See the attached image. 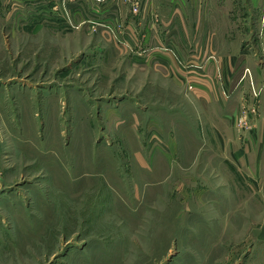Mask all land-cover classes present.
<instances>
[{"label":"rangeland","instance_id":"374dc122","mask_svg":"<svg viewBox=\"0 0 264 264\" xmlns=\"http://www.w3.org/2000/svg\"><path fill=\"white\" fill-rule=\"evenodd\" d=\"M158 2L0 0V110L13 131L28 125L2 161L8 194L51 204L16 264H241L264 248V0H218L199 34L183 18L196 46L177 48L176 66L222 61L201 46L213 28L232 55L205 93L189 70L188 95L167 77L168 48L138 62L160 10L194 8Z\"/></svg>","mask_w":264,"mask_h":264},{"label":"crops","instance_id":"0c3cea01","mask_svg":"<svg viewBox=\"0 0 264 264\" xmlns=\"http://www.w3.org/2000/svg\"><path fill=\"white\" fill-rule=\"evenodd\" d=\"M155 4L157 6V9H159V6H162L158 2V0H154ZM189 2H192L193 9L188 8V4L186 5L188 12H181L180 8H174L170 12H166L165 14L161 12L160 10V20H161V26L158 27L156 30L159 33V37L154 38L152 35L147 34V29L143 30L139 27H137L136 31H142V35H140V43H144L146 51L148 48L152 47V52H146V54L139 55L138 61L140 64H145V62H148L152 56L155 58V61L161 58V53L156 52L155 49L160 48H168V50L172 51V55L168 56L169 59V70L171 72L168 73L169 78L173 80L177 85H181L183 87L184 92L187 94L188 85L186 84L185 76L192 75L189 73V70H194L195 73L193 74L192 78L198 79L201 84L199 83H190L192 86H194V91L199 93H205V85L207 83V80H209V77L212 79H216V76L221 77L224 72L226 71V63L229 61V57H231V53L227 54V52L223 51V48L226 46V44L222 41L221 44H217L218 41L214 39V36L216 34V29H212V39L210 37V34L207 35V40H205L204 36L200 41L203 42L201 46H204L205 49L208 48H214L219 47V52L217 53V59L222 58V61L219 63H214V61H209V63L200 66V65H190V66H184L180 62V65H177L173 62V57H176V60L179 58L177 57V51L179 48L180 51H183V48L192 47L194 45V41L189 38L191 29L187 28L185 25V19L187 21L191 22H197L196 27H194L193 33L199 34L201 31L206 30L209 26L207 24H211V22H219V16L221 15V11L219 10L221 7L218 4V0H189ZM214 9V10H213ZM213 12V14H212ZM200 16L201 21H196L195 16ZM211 15L218 16V17H212ZM212 18V19H211ZM203 19V20H202ZM201 22V23H200ZM200 23V24H199ZM127 27V26H126ZM130 27L128 25L126 31H130ZM210 28V27H209ZM134 30V28H132ZM211 31V30H210ZM169 33V34H166ZM170 37V39L167 41L166 45L163 46L162 40H166ZM147 39L149 40L147 42ZM176 40V41H175ZM176 42V43H175ZM196 46V45H194ZM200 46V45H199ZM198 47V46H197ZM171 51H168L170 53ZM179 51V52H180ZM207 51V50H206ZM224 52V53H223ZM167 53V54H168ZM180 54V53H179ZM205 55V54H204ZM234 56V55H233ZM132 60L136 58L135 56H131ZM217 61V60H216ZM144 62V63H143ZM158 62H155L157 64ZM221 63H223L224 66H221ZM197 66H200L198 68ZM145 68V67H144ZM142 70V69H140ZM181 72V73H178ZM174 73V74H173ZM140 76L142 75V72L139 71ZM183 74V75H182ZM143 76V75H142ZM131 79V78H129ZM143 87L140 89V93L146 95L147 93V80L146 77H143ZM188 95V94H187ZM203 95V94H202ZM144 99V98H143ZM144 101V100H143ZM140 105H142L140 103ZM144 105V111H147V106H149L146 101L143 102ZM155 105L152 109L154 111H161L160 107H157ZM155 119V118H154ZM2 118V111L0 110V264H16L19 262V255L21 253L22 258L21 260L24 262L31 261L29 258H26V256L30 255V253L27 251L26 247H20V242L22 240L28 239V242H33L35 239L37 240L40 237L39 232L41 230L40 226H34L36 223L43 224V223H50L49 217L47 216H41L36 215L39 214L40 211L38 210L40 208H50L51 204L49 201H41V205H37L36 203L27 202L26 209H23L24 202H18V201H10L11 197L10 194H8V190L10 191L12 188V184H10V179H7L9 176L7 171H11V167H7L5 169L4 166H2L3 159H6L9 161L13 158V152L10 150V148L13 147V145L16 143L15 141H20L22 143L28 141V136L26 132L21 133V131H26L28 129V125L15 127L17 131H13L11 127H9ZM264 126V125H263ZM17 127V128H16ZM175 140V139H174ZM174 141L172 139L168 140L167 143L171 144ZM176 142V141H175ZM171 158H174V155L172 154ZM8 173V174H7ZM12 176V174H10ZM264 190V187H263ZM256 191V190H255ZM65 204V203H64ZM63 207L66 208L64 205ZM32 208H35L36 210H30ZM36 213V214H35ZM18 225L15 229L14 225ZM39 234L37 235V233ZM221 237H223L222 233H220ZM264 234L261 235L259 238H262ZM227 238V237H224ZM19 247V248H18ZM262 247V246H261ZM20 248L22 249L20 251ZM17 253H19L17 256H15ZM26 254V256H25ZM54 254L49 253L50 255ZM24 257V258H23ZM264 248H258L252 246V248L249 249L244 254V257L241 260V264H264Z\"/></svg>","mask_w":264,"mask_h":264}]
</instances>
